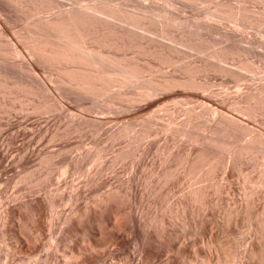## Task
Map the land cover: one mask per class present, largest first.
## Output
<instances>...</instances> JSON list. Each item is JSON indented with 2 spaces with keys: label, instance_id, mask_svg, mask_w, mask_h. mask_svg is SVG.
Masks as SVG:
<instances>
[{
  "label": "rangeland",
  "instance_id": "obj_1",
  "mask_svg": "<svg viewBox=\"0 0 264 264\" xmlns=\"http://www.w3.org/2000/svg\"><path fill=\"white\" fill-rule=\"evenodd\" d=\"M110 1L112 4L108 3V5L110 4V7L114 5V8L118 2L126 0ZM135 1H139L141 5L143 2L144 5L154 4L156 8L163 6L160 8L167 9L168 7L177 11L173 13H175L179 25L174 22L176 19L172 22L169 21L172 32L168 31V33H175V36L168 35V33L166 34L168 36L165 35V37L151 35L152 38L159 40L155 39L157 42L168 43L170 48L174 47L175 49H171L175 50L172 55L175 56L177 53L178 56H172L171 63L168 62L169 60L163 62L159 59V64V61L155 60L157 57L154 58L155 55L150 57V54H140L142 55L140 57L149 56L151 62L147 57L145 60L151 64L147 61V64L150 65L146 67L147 64L142 63L144 66L146 65L147 69L141 75L142 77L128 82L124 89L122 87L124 92L127 90L128 95L126 96L124 93L125 97L123 95L121 97L123 99L114 96L115 99L117 98L115 101L113 93V95L106 93L104 96L98 97L99 100L104 97L103 99L112 102L113 106L106 103L108 101L103 100L104 103H101L102 99L99 101L96 98L102 104V106L101 104L98 106L96 105L98 102L94 103L93 97L88 94L81 95L79 98L75 96L76 93L72 94L68 89H61L56 79L51 78V75L46 71L47 66L40 63V60L36 61L38 56L30 55L32 53L29 48L23 47L26 45L24 36L0 37V48H2L0 64L6 66L3 68L0 65L2 67L0 71L4 72L7 68L9 72L7 74L0 72V75H4H1L0 79L5 84H9L0 87V92L2 91V96L0 94V264H264V19L262 18L264 16V1L128 0L127 5L126 2H120V5L118 3L116 7L141 12L140 4L138 3V7ZM60 2L64 7L67 5L71 7V4L74 7L81 3L80 6L83 8V3L91 2V5L92 2L97 4L103 1L61 0ZM135 5L137 7L134 8ZM215 5L216 7H213ZM220 5H226L224 7L230 11L227 13L238 10V7L240 10L244 9L253 18L261 17L263 23H260V27L259 22L255 21L257 24L254 23V19L251 21L252 24L251 22L248 24V21L234 19L235 17H231V19L229 16L228 18L224 16L226 19L219 18L220 15L214 11ZM134 9L136 10L134 11ZM166 11L163 10V12ZM177 13L183 18L179 17ZM208 13L209 17H212L213 14L214 19L213 17L207 18ZM185 16L188 18L187 20H185ZM157 18L162 20L164 16ZM178 18L184 19L186 23L185 21L181 22L182 20L180 19V21ZM216 18L218 19L215 20ZM233 19L236 22L239 20L241 24L238 22L236 24ZM187 21H190L189 24ZM243 21L245 24L242 23ZM22 22L19 20L16 23L17 28L24 27V22ZM208 22H210L209 26ZM175 24L177 25L175 26ZM178 33L179 35H177ZM182 33H185V36H180ZM198 35H201L203 39ZM19 40L24 42L21 43ZM230 40L232 41L229 43ZM172 41L174 42L171 43ZM191 41L193 44L200 41L201 45L195 43L197 47H194L191 45ZM233 42H238L236 45H240V49ZM231 43L233 45L231 48L234 51L239 50V52H234L236 55H233V52V54L230 53L227 56L228 59L224 60L225 62L220 61L225 63L222 65L219 59L217 58V62L213 55L216 56L219 48L230 49L229 44ZM221 45L225 48L223 49ZM13 47L23 48L21 49L23 58L18 56L15 59L17 55L12 52ZM197 48H203L205 52L202 49L198 51ZM244 48L250 51L247 52L243 50ZM176 49L179 52H176ZM127 53L128 56L139 55L138 47L135 50L134 48L128 49ZM243 53L245 57L248 53L246 58ZM3 55L5 57H1ZM12 55L14 56L12 57ZM4 60L14 68H9L8 62H6L8 64H3ZM20 60L22 62L26 60L25 62L33 64V67L36 65L39 81L42 80L43 83L38 84L39 81L35 80V77L30 79L27 72L17 65ZM184 60L185 63H183ZM207 62L208 68L206 65L203 66ZM153 63L157 65L155 64V66ZM218 64L225 65L227 70L234 74L231 75L223 69L218 70L220 67H217ZM192 66L194 67L192 68ZM200 66L203 67V70L200 68L196 72L195 70ZM14 69H17V72ZM176 71L177 73H175ZM25 75L27 76L24 77ZM47 75L48 77H46ZM28 76L30 80L27 78ZM168 76L180 79L194 78L191 80L197 84L190 85V87L181 85L182 88L180 85H176L178 86H175L176 88L170 86L171 88L167 87V89L164 86L159 87L157 83L162 82V79L164 81ZM9 77H13L12 80ZM21 79L23 81L25 79V81L23 82ZM20 80L24 84L25 82L30 83L32 80L31 83L40 86H43L41 84L47 85L48 92H51L49 95L52 94L49 97H57L53 98L63 106L59 107L56 112L50 110L48 113L42 107L36 111V106L42 105L47 98L45 94L48 96V93L43 95V91L38 87L35 90L33 87L35 84H28L29 87L27 85L25 87L28 88L27 91L29 88L31 89V92L28 91L30 95L33 93L31 96L26 94L27 91L24 88H18L21 91L17 90L16 81ZM152 82L156 83L153 85ZM129 83L131 86H128ZM135 84L136 86H134ZM149 84L150 87L155 86L156 94L155 92L152 93L153 95L151 94L153 98L150 95L139 97L140 90ZM117 87L119 88L117 85L114 88L117 90ZM114 88L112 91H115ZM161 88H164V92ZM66 92H70L72 95ZM34 93L39 95L34 97L36 95ZM6 94L11 97L9 98ZM130 96L136 100L131 99ZM21 97L23 99L18 101V98ZM26 97L27 99H25ZM43 97L45 98L42 99ZM109 97L110 99L112 97L114 103L109 100ZM91 99L93 103H91ZM138 100H140L139 103H137ZM116 101L124 103L121 105ZM126 104L128 110L125 108ZM26 105H32V107L28 108ZM66 105L67 108H65ZM87 105L93 106L89 109ZM209 105L211 108L216 107L219 110H224L225 112L222 113H226L225 116L220 111L216 113L209 109ZM154 106L161 107L155 109ZM106 107L109 108L106 109ZM97 108L100 110H96ZM72 110L73 114H75L74 111L77 113V115H73L76 118H72V112H70ZM120 111L123 112L120 113ZM153 111L155 114L157 112L156 117L152 116L154 115ZM78 113H81L80 116ZM147 113H152V115L149 114V117ZM98 114H102V116ZM127 114L129 115L127 116ZM79 117L84 120H79ZM151 117H153L152 121H150ZM68 118L69 122L74 119L75 121L69 123ZM62 122L64 126L60 125ZM81 122L83 123L81 124ZM106 122L110 124L108 125ZM129 122L131 125L125 124ZM65 123H69V126L76 124L67 127ZM76 126H81L80 130H77ZM117 126H121V128L118 129ZM127 126L128 129L124 128ZM129 127H131L130 131ZM120 133L123 135H119ZM54 134L55 137L51 136ZM61 145L64 146L61 147ZM100 147L103 150L101 152L104 162L101 161V156L99 158L101 160L97 164L95 162L97 159L94 161L91 158L98 155L95 153H98ZM96 149L98 150L96 151ZM131 153L132 156L129 155ZM53 155L54 157H52ZM120 155L123 156L119 157L120 160L114 157ZM112 157L119 161L116 159L118 161L116 162ZM69 159H72L70 160L72 162L67 161ZM109 159L114 160L112 162Z\"/></svg>",
  "mask_w": 264,
  "mask_h": 264
},
{
  "label": "bare ground",
  "instance_id": "obj_2",
  "mask_svg": "<svg viewBox=\"0 0 264 264\" xmlns=\"http://www.w3.org/2000/svg\"><path fill=\"white\" fill-rule=\"evenodd\" d=\"M61 1V0H60ZM59 0H0V37L1 36H24V38H25V41H26V45H24L23 47H25L26 48V46H27V48H29V50H30V53H32V54H30V55H37L38 57H37V59H36V61L38 62L39 60V62L40 63H42V64H44V65H46L47 66V68H45L46 69V71H48V74H50L51 75V78H54V79H56V81H57V84L60 86V88L62 89V88H64V89H68V91H70L72 94L74 93H76V95L75 96H77V97H79L80 98V96L82 95V96H84V95H89V96H92L93 97V99H94V103H96V102H98V104L96 103V105H100L101 103H104V101H108V100H104L102 97H101V99H102V101L103 102H99V101H101V99L99 100L98 99V97L99 96H104V94H106V93H113L112 95H113V99H114V101L117 99H115L114 98V96L115 97H118V98H121L122 97V95L124 94V93H126V96L128 95L127 93V90H126V92H124V87H125V85H127V83L128 82H131L133 79L134 80H136V78H139V77H142L141 75H143V73H144V71H145V69H146V67H148V65H150L151 63V61H150V58H149V56H145V57H147V58H149L148 60L150 61H148L150 64H147V61L145 60V57H144V59H141V58H143V57H140V56H142V55H140V54H150V57L151 56H153V55H155V57L154 58H156L155 60H158L159 61V64H160V60H162L163 62H165V61H168V62H170V60H172L173 59V57L172 56H174V55H172V53H175L174 51H172L171 49H173V48H170V46H168V43L167 44H165V43H160V42H157L155 39H157V38H152V35L154 34V37H157L156 35H160L161 37L163 36V37H165V35L168 33V31L169 32H172V31H170L171 29H170V25H169V23H171L172 22V20L174 21L175 19H176V16H175V13L177 12V11H174V10H171V9H169L168 7H167V9H168V11H169V13H167L168 11H166L167 9H165V7H164V9H161L160 7H163V6H158L157 8L155 7V5L154 4H148V5H144L143 4V2H142V5H141V3H139V1L137 2V1H135V2H137V6L140 4V9L139 10H141V12H133V11H130L129 10V8H127L128 10H126V9H124L123 7H116L117 5H118V3H119V5H120V2H118L117 4H116V6L113 8V6L114 5H112V7H110L111 5L110 4H112V3H110L109 1L107 2L106 0V2L104 1V0H102L103 2H100V3H93L92 2V4L90 5V3L91 2H87V3H83V8L80 6V5H82L81 3H80V5L78 4V6L77 5H74V7L72 6V4H71V7L70 6H68L67 5V7H64L62 4H61V2H60ZM112 1H114V0H112ZM116 1V0H115ZM128 0H126V1H122L121 3H124V2H126V5H127V2ZM130 1V0H129ZM132 1V0H131ZM194 1V0H193ZM264 1V0H263ZM64 2V1H63ZM76 2H78V1H76ZM96 2H97V0H96ZM98 2H99V0H98ZM187 2H189V1H187ZM192 2V1H191ZM221 2V1H220ZM108 3H110L109 5H108ZM116 3V2H115ZM133 3V2H132ZM139 3V4H138ZM195 3V2H194ZM199 3V2H198ZM198 3H197V5H198ZM222 3H223V1H222ZM264 3V2H263ZM64 4V3H63ZM66 4V3H65ZM87 4V5H86ZM136 4V3H135ZM221 4V3H220ZM225 4V3H224ZM125 4H123V6H125V7H127ZM130 5H131V3H130ZM134 5V4H133ZM154 5V6H153ZM191 5V4H190ZM218 5V4H217ZM80 6V7H79ZM132 6V5H131ZM136 5L135 6H133L134 8L135 7H137ZM157 6V5H156ZM224 6H226V5H224ZM224 6H222V5H220L219 6V8L217 9H215V11H214V13H217V15H220L219 16V18H223V19H226L225 17L227 16V18H228V16H229V19H231V17H235L234 19H236V18H238L239 20L240 19H242V20H245L246 22L248 21V24H250V22L251 21H253V19H254V23L255 24H257L258 22H259V26H260V23L262 22V20L264 19V16L260 19V18H256V17H254L253 18V16H250V15H248L247 14V12H245V10L244 9H241L240 10V8L238 7V10H234L232 13H227V11H229V10H227V8H225ZM244 6V5H243ZM130 7V6H129ZM213 7H216V5L215 6H213ZM233 7V6H232ZM234 7H235V5H234ZM237 7V6H236ZM242 7V6H241ZM160 8V9H159ZM138 9V8H137ZM229 9V8H228ZM232 9V8H231ZM136 9H134V11H135ZM138 10V11H139ZM163 10H165L166 12H163ZM170 10H171V12H170ZM216 10H218V12H216ZM173 12H175V13H173ZM209 12V11H208ZM230 12V11H229ZM254 12V11H253ZM252 12V13H253ZM171 13V14H170ZM212 13V12H211ZM210 13V14H211ZM256 13V12H255ZM178 14V13H177ZM206 14V13H205ZM260 14V13H259ZM262 14V13H261ZM207 15V14H206ZM205 15V16H206ZM214 15H216V14H214ZM160 17V16H164V19H162V20H159V19H161V18H163V17H161V18H157V17ZM178 16L180 17L181 15H179L178 14ZM177 16V17H178ZM212 17H213V14L211 15ZM225 16V17H224ZM186 17V16H185ZM184 17V18H185ZM209 17V13H208V16H207V18ZM212 17H209V18H212ZM217 17V16H216ZM181 18H183L182 16H181ZM181 18H178V20H180ZM190 18V17H189ZM188 18L186 17L185 18V20H187ZM199 19V18H198ZM213 19H214V17H213ZM218 18H216L215 20H217ZM228 19V20H229ZM233 19V21H235V23L237 24V22L238 23H240L239 22V20H237V22H236V20H234ZM19 20H22L23 22H24V27L23 28H17V26H16V23L17 22H19ZM182 20V21H181ZM180 21L181 22H183V21H185L184 19H181ZM210 20V19H209ZM220 21H221V19H219ZM169 21H171V22H169ZM211 21V20H210ZM257 23H256V22ZM21 22V21H20ZM22 22V23H23ZM174 22H177L178 23V21H177V19H176V21H174ZM188 22V21H187ZM190 22V21H189ZM189 22H188V24H189ZM219 22V21H218ZM185 23H186V21H185ZM185 23H182V24H184L185 25ZM193 23V22H192ZM197 23V22H196ZM202 23V22H201ZM206 23H207V20H206ZM209 23L210 22H208V26H209ZM243 24H245L244 23V21L242 22ZM253 23V24H254ZM263 23V22H262ZM21 24V23H20ZM172 24H174V23H172ZM194 24H195V22H194ZM202 24H204V23H202ZM214 24V23H213ZM241 24V23H240ZM251 24H252V22H251ZM254 24V25H255ZM133 26V27H131V26ZM177 24H175V26H176ZM178 25H179V23H178ZM190 25H191V23H190ZM189 25V26H190ZM201 25V24H200ZM174 26V27H175ZM192 26V25H191ZM194 26V25H193ZM199 26V25H198ZM204 26H207V25H205L204 24ZM203 25H202V27H204ZM237 26V25H236ZM182 27V26H181ZM187 27V26H186ZM185 27V28H186ZM211 27V26H210ZM256 27V26H255ZM261 27V26H260ZM180 28V27H179ZM193 28H195V27H193ZM208 28V27H207ZM213 28V27H212ZM216 28V27H215ZM214 28V29H215ZM169 29V30H168ZM182 29V28H181ZM180 29V30H181ZM191 29V28H190ZM197 29V28H196ZM206 29V28H205ZM205 29H203L204 31H206ZM209 29V28H208ZM195 30V29H194ZM202 30V29H201ZM212 30V29H211ZM235 30V29H234ZM176 31V30H175ZM174 31V32H175ZM178 31H179V29H178ZM177 31V32H178ZM186 31H188V30H186ZM196 31V30H195ZM198 31V30H197ZM209 31V30H208ZM230 31V30H229ZM236 31V30H235ZM238 31V30H237ZM179 32H181V31H179ZM187 33V32H186ZM201 33H202V31H201ZM204 33V32H203ZM206 33H208V32H206ZM225 33V32H224ZM241 33V32H240ZM152 34V35H151ZM170 34H172V33H168V35H170ZM175 33H173L172 35H174ZM183 34V35H182ZM180 36H185L184 34L185 33H182ZM205 34V33H204ZM230 35H231V33H229ZM232 34H233V32H232ZM237 34V33H236ZM236 34H234V35H236ZM168 35H166V36H168ZM177 35H179V33L177 34ZM176 35V36H177ZM195 35V34H194ZM196 35H197V33H196ZM242 35V34H241ZM149 36V37H148ZM151 36V37H150ZM175 36V35H174ZM173 36V37H174ZM179 36V37H180ZM198 36H200L201 37V35H198ZM197 36V37H198ZM202 36H203V34H202ZM207 36V35H206ZM208 36H209V34H208ZM223 36H225V35H223ZM227 36H228V34H227ZM232 36V35H231ZM231 36H229V37H231ZM239 36V35H238ZM244 36V35H243ZM17 37V38H18ZM160 37V38H161ZM188 37H190V36H188ZM192 37V36H191ZM7 38V37H6ZM159 38V39H160ZM193 38V37H192ZM202 38V37H201ZM206 38V37H205ZM3 39V38H2ZM19 39V38H18ZM186 39H188V38H186ZM198 39V38H197ZM203 39V38H202ZM233 39V38H232ZM1 40V39H0ZM10 40V39H9ZM158 40V39H157ZM160 40H162V39H160ZM166 40V39H165ZM167 40H169V39H167ZM174 40V39H173ZM182 40H184V39H182ZM190 40V39H189ZM4 41V40H3ZM20 41V40H19ZM159 41V40H158ZM170 41V40H169ZM168 41V42H169ZM202 41V40H201ZM232 40H230L229 41V43L231 42ZM8 42H10V41H8ZM21 43H23L22 41H20ZM162 42V41H161ZM163 42H165L164 40H163ZM174 41H172L171 43H173ZM189 42V41H188ZM200 42V41H199ZM199 42H194V44L195 43H199ZM203 42V41H202ZM224 42V41H223ZM177 43V42H176ZM192 43V44H191ZM191 45L192 46H196L197 44H193V42L191 41ZM234 43V42H233ZM238 43V42H237ZM237 43H234L235 45L237 44ZM200 44V43H199ZM205 44V43H204ZM210 44V43H209ZM16 45V44H15ZM14 45V46H15ZM169 45H171V44H169ZM173 45V44H172ZM201 45V44H200ZM223 45V44H222ZM221 45V46H222ZM230 45V49H226L225 47H223V49L224 50H222V49H218L217 50V54H216V56H214L213 55V57H216V61L218 62V60H217V58L219 59V62L220 61H224L225 59H228L227 58V56L228 55H230V53H234V52H239V50L237 51H234L231 47L233 46L232 45V43L231 44H229ZM232 45V46H231ZM11 46V45H10ZM175 46V45H174ZM178 46H180V45H178ZM186 46V45H185ZM189 47H190V45H188ZM205 46V45H204ZM226 46V45H225ZM236 46H238L237 48L238 49H240L239 47H240V45H236ZM16 47V46H15ZM18 47V46H17ZM136 47H138V50H139V55H132V56H128V53L130 52H128L127 53V51H128V49H132V48H134V50L136 49ZM197 47V46H196ZM200 47H202V46H200ZM228 47V46H227ZM20 48V47H19ZM26 48V49H27ZM183 48V47H182ZM191 48V47H190ZM204 48V47H203ZM203 48H201L202 49V51H203ZM234 49H235V47H233ZM236 48V49H237ZM242 48V47H241ZM10 49V48H9ZM21 49H23V48H21ZM21 49H18V48H14L13 47V51L12 52H14V53H16L15 55H17L16 56V58L15 59H17V57L19 56V57H22L23 58V51L21 50ZM25 49V50H26ZM175 49V48H174ZM184 49V48H183ZM200 48H197V50L198 51H200L201 50ZM8 50V49H7ZM177 51L176 52H179L178 51V49H176ZM243 50H246L247 52H249L246 48H244ZM2 51V48H0V52ZM32 51V52H31ZM181 51V50H180ZM197 51V52H198ZM241 51V50H240ZM131 52H132V50H131ZM138 52V51H137ZM203 52H205V51H203ZM242 52V51H241ZM244 52V51H243ZM27 53H29V52H27ZM26 53V54H27ZM185 53V52H184ZM200 53H202V52H200ZM213 53V54H214ZM232 53V54H233ZM11 54V53H10ZM135 54H137L136 53V51H135ZM182 54V53H181ZM241 54V53H240ZM239 54V55H240ZM247 55H248V53H246ZM0 55H2V54H0ZM176 55L178 56V54L176 53ZM175 55V56H176ZM233 55H236L235 53L233 54ZM242 55V54H241ZM245 54L243 53V56H244ZM247 55H246V57H247ZM14 55H12V57H13ZM29 56V55H28ZM174 56V57H175ZM187 56V55H186ZM242 56V57H243ZM1 57H5L4 55L3 56H1ZM9 57V56H8ZM131 57V58H130ZM179 57H181L180 55H179ZM235 57H237V56H235ZM245 57V56H244ZM245 57V58H246ZM7 58V57H6ZM10 58V57H9ZM25 58V57H24ZM32 58V57H31ZM178 58V57H177ZM184 58V57H183ZM4 59V58H3ZM10 59H12V58H10ZM18 59H21V58H18ZM26 59V58H25ZM33 59H34V57H33ZM33 59H31V60H33ZM140 59L141 60H143V61H146V62H141L140 61ZM160 59V60H159ZM175 59V58H174ZM233 59V58H232ZM240 59V58H239ZM242 59H244V58H242ZM7 60V59H6ZM14 60V59H13ZM152 60V59H151ZM183 60V59H182ZM210 60V59H209ZM213 60H214V58H213ZM10 61V60H9ZM26 61V60H25ZM24 60H23V62H22V60H20V61H18L19 62V64H17L18 66L20 65L21 66V68H23L24 69V71H26L27 72V74L30 76V79H34L33 77H35V80H37L38 79V81H39V78H38V72L36 71V68H35V66L33 67L30 63L29 64H27L26 62H25ZM176 61H178L177 59H176ZM189 61H191V60H189ZM197 61V60H196ZM206 61V60H205ZM208 61V60H207ZM215 61V60H214ZM6 62H8V61H6ZM5 62V60H4V62L2 61V63L4 64V63H6ZM12 62V61H11ZM17 62V61H16ZM16 62H15V64H16ZM28 62H30V61H28ZM152 62H154V61H152ZM157 62V61H156ZM167 62V63H168ZM179 62V61H178ZM180 62H181V60H180ZM186 62H188V61H186ZM194 62V61H193ZM203 62V61H202ZM209 62V61H208ZM208 62H207V64H208ZM225 62V61H224ZM224 62H222V63H224ZM243 62V61H242ZM1 63V62H0ZM9 63V62H8ZM8 63H6V64H8ZM142 63H146L147 64V66L145 67L144 66V64H142ZM167 63H166V65H167ZM171 63V62H170ZM183 63H185V60H184V62ZM192 63V62H191ZM210 63V62H209ZM221 62H220V64H222ZM227 63V62H226ZM5 64V65H6ZM13 64V63H12ZM154 64V63H153ZM152 64V65H153ZM156 64V63H155ZM154 64V65H155ZM181 64V63H180ZM199 64V63H198ZM206 63L203 65V64H201V65H203V66H205L206 65V67L207 66H209V64L207 65ZM211 64V63H210ZM220 64H218L217 65V67L218 66H220V67H218V70H221V69H223V71H228L227 70V67L224 65V66H221ZM225 64V63H224ZM240 64V63H239ZM245 64V63H244ZM0 65H2V64H0ZM16 65V66H17ZM39 65V64H38ZM44 65H43V67H44ZM153 65V66H154ZM157 65V64H156ZM155 65V66H156ZM171 65V64H170ZM193 65V64H192ZM200 65V64H199ZM214 64H212V66H213ZM215 65H216V62H215ZM223 65V64H222ZM227 65V64H226ZM3 66V65H2ZM8 66V65H7ZM17 66V67H18ZM19 66V67H20ZM40 66V65H39ZM38 66V67H39ZM178 67H179V64L177 65ZM245 66V65H244ZM6 67V66H5ZM4 66H3V68H5ZM12 68L13 66H11L10 65V63H9V68ZM163 67V66H162ZM171 67V66H170ZM184 67H186V66H184ZM183 67V68H184ZM188 67V66H187ZM194 66H192V68H193ZM197 67V66H196ZM196 67H195V69H196ZM211 67V66H210ZM214 67V66H213ZM217 67H215V68H217ZM14 68V67H13ZM21 68H20V71L23 73V70H21ZM161 68V67H160ZM183 68H181V70H183ZM201 68V66L200 67H198L196 70L195 69H193V70H195L196 72H197V70H199ZM208 68V67H207ZM212 68V67H211ZM220 68V69H219ZM241 68H243V67H241ZM247 68V67H246ZM253 68V67H252ZM0 69L2 70V67H0ZM43 69V68H42ZM150 69V68H149ZM156 69V68H155ZM174 69H176L175 67H174ZM180 69V68H179ZM186 70H187V68H185ZM189 69V68H188ZM202 70H203V67L201 68ZM204 69H205V67H204ZM230 69V68H229ZM248 69V68H247ZM15 70V69H14ZM17 70V69H16ZM15 70V71H16ZM56 70V71H55ZM147 70V69H146ZM152 70V69H151ZM172 70V69H171ZM190 70H191V66H190ZM190 70H187V71H190ZM207 70V69H206ZM209 70V69H208ZM252 70V69H251ZM5 71H7V68L5 69ZM5 71L4 72H2V71H0V72H2V73H4V74H7V73H9L8 71L5 73ZM39 71V70H38ZM157 71V70H156ZM155 71V72H156ZM169 71V70H168ZM167 71V72H168ZM255 71V70H254ZM253 71V72H254ZM17 72V71H16ZM15 72V73H16ZM19 72V71H18ZM25 72V73H26ZM180 72V71H179ZM183 72H185V71H183ZM183 72H181V73H183ZM191 72H192V70H191ZM201 72V71H200ZM229 72V71H228ZM232 72V71H231ZM238 72V71H237ZM240 72H242V71H240ZM21 73V74H22ZM24 73V74H25ZM40 73V72H39ZM46 73V72H45ZM153 73H154V71H153ZM163 73H164V71H163ZM162 73V74H163ZM173 73V72H172ZM175 73H177V71L175 72ZM185 73H188V74H190L189 72H185ZM226 73V72H225ZM230 73V72H229ZM236 73V72H235ZM19 74V73H18ZM149 74H151V73H149ZM155 74V73H154ZM158 74V73H157ZM167 74V73H166ZM170 74V73H169ZM187 74V75H188ZM192 74H194V73H192ZM231 75L232 74H234V73H230ZM241 74V73H240ZM2 75V74H1ZM0 75V76H1ZM13 75H14V73H13ZM13 75H11V76H13ZM15 75H17V74H15ZM31 75H32V77H31ZM54 75V76H53ZM148 75V74H147ZM146 75V76H147ZM160 75V74H159ZM158 75V76H159ZM165 75V74H164ZM168 75V74H167ZM171 75V74H170ZM236 75V74H235ZM2 76H4V75H2ZM10 76V75H9ZM27 75H25L24 77H26ZM29 76L27 77L28 79H29ZM144 76H145V74H144ZM166 76V75H165ZM179 76H181V75H179ZM192 76V75H191ZM238 76V75H237ZM243 76V75H242ZM40 77V76H39ZM46 77H48V75L46 76ZM157 77V76H156ZM161 77H163L162 75H161ZM169 77V76H168ZM166 77V79H164V81H163V79H162V82H160V83H157L158 84V86L159 87H162V86H164L165 87V89H167V87H170V86H176V85H180V88H182L181 87V85H189V87H190V85H196L197 83L195 82V81H193L194 80V78H191V79H193V80H191V79H186L185 77V79H180L178 76V78H176V77ZM239 77V76H238ZM237 77V78H238ZM5 78H6V76H5ZM10 78V77H9ZM11 78H13V77H11ZM10 78V79H11ZM17 78H18V76H17ZM20 78V77H19ZM150 78V77H149ZM152 78H154V77H152ZM151 78V79H152ZM157 78H159V77H157ZM168 78V79H167ZM183 78V77H182ZM242 78V77H241ZM244 78V77H243ZM4 79V78H3ZM29 79V80H30ZM49 80H50V77L48 78ZM12 80V79H11ZM17 80V79H16ZM22 81H23V79H21ZM21 80L20 81H16V87H17V90H20V89H18V88H24V89H26V91H27V89L28 88H25L26 87V85L28 86V84H35V83H31L32 82V80H31V82L30 83H27V82H25V84L24 83H22L21 82ZM34 80V82H36ZM148 80V79H147ZM157 80V79H156ZM159 80V79H158ZM6 81V80H5ZM14 82H15V80H13ZM24 81H25V79H24ZM23 81V82H24ZM46 81V80H45ZM48 81V80H47ZM52 81V80H51ZM146 81V80H145ZM8 82H10V81H8ZM12 82V81H11ZM55 82V81H54ZM138 82V81H137ZM140 82V81H139ZM144 82V81H143ZM147 82V81H146ZM157 82V81H156ZM155 82V83H156ZM199 82V81H198ZM13 83V82H12ZM11 83V84H12ZM27 83V84H26ZM38 84H40V83H43L42 82V80H41V82L39 81V82H37ZM149 83H151V82H149ZM155 83H153L152 82V84L154 85ZM201 83V82H200ZM203 83V82H202ZM205 83V82H204ZM6 84H8V83H6ZM6 84L0 79V87L2 86H6ZM15 84V83H14ZM38 84H35V86H33L34 87V89L36 88V87H38V89H40V90H42L43 91V95L45 94V93H48V96H46V94H45V97H47V98H45V97H43L42 99H46V100H44L43 101V103L41 102V101H39V103L41 102L42 103V105H39V107L38 106H36V111L38 110V108H40V107H42V109L44 110H47L48 111V113H49V111L51 110H54L55 112L56 111H58L57 109L59 108V107H62L63 105H61V104H59V102H57L55 99L57 98H55L54 96V98L52 99L51 97H49L50 95H52V94H50L49 95V92H48V87H47V85H45L44 86V84H41V85H43V86H40V85H38ZM55 84H56V82H55ZM137 84V83H136ZM136 84L134 85V86H136ZM156 84V85H157ZM160 84V85H159ZM207 84V83H206ZM9 85V84H8ZM116 85L117 86H119V88L116 90L114 87H116ZM130 85V83L128 84V86ZM153 85L150 87V84L147 86V87H149V88H147L146 86V88H144V89H142V90H140V94H139V97H142V96H147V95H150L151 96V94L153 93V92H155V90H154V87H153ZM201 85V84H200ZM208 85H209V82H208ZM11 86V85H10ZM14 86V87H15ZM32 86V85H31ZM131 86V85H130ZM138 86H139V84H138ZM9 87V86H8ZM12 87V86H11ZM29 87V86H28ZM47 87V88H46ZM50 87V86H49ZM122 87H123V89H122ZM127 87V86H126ZM143 87V86H142ZM176 87H178V86H176ZM175 87V88H176ZM186 87V86H185ZM6 88V87H5ZM113 88L115 89V91H112L113 90ZM135 88V87H134ZM138 88V87H137ZM157 88V87H156ZM171 88V87H170ZM170 88H169V90H170ZM184 88V87H183ZM197 88V87H196ZM3 89V88H2ZM15 89V88H14ZM50 89V88H49ZM60 89V90H61ZM161 89H163V92H164V88H161ZM187 89V88H186ZM189 89V88H188ZM7 90V89H6ZM29 90H30V92H31V89L29 88ZM28 90V91H29ZM36 90V89H35ZM144 90V91H143ZM157 90V89H156ZM160 90V89H159ZM21 91V90H20ZM25 91V90H24ZM28 91H27V93L26 94H28ZM39 91V90H38ZM134 91V90H133ZM135 91H137V90H135ZM134 91V92H135ZM142 91V92H141ZM172 91V90H171ZM4 92V91H3ZM6 92V91H5ZM14 92V91H13ZM12 92V93H13ZM34 92V91H33ZM64 92V91H63ZM70 92H66V93H70ZM161 92V91H160ZM169 92V91H168ZM2 93V91L0 92V94ZM10 93H11V91H10ZM51 93V92H50ZM70 93V95H72ZM130 93V92H129ZM137 93V92H136ZM159 93V92H158ZM162 93V92H161ZM8 95H10L9 93H7ZM6 94V95H7ZM17 94H19L18 92H17ZM36 94V95H35ZM37 94L38 93H34V97H36L37 96ZM41 94V93H40ZM54 94H56V93H54ZM60 94V93H59ZM111 94H109V96L111 95ZM133 94V93H132ZM155 94H156V92H155ZM4 95H5V93H4ZM7 95V96H8ZM12 95V94H11ZM23 95V94H22ZM24 95H25V92H24ZM28 95H30V93L28 94ZM31 95H33V93L31 94ZM30 95V96H31ZM39 95V94H38ZM62 95V94H61ZM66 95V94H65ZM69 95V96H70ZM111 95V96H112ZM135 95V94H134ZM133 95V96H134ZM153 95V94H152ZM161 95H165V94H161ZM264 95V94H263ZM1 96H2V94H1ZM0 96V97H1ZM12 96H15V95H12ZM42 96V95H41ZM41 96H39V97H41ZM67 96V95H66ZM107 96V95H106ZM124 96V95H123ZM149 96V97H150ZM9 97V96H8ZM11 97V96H10ZM9 97V98H10ZM25 97V96H24ZM61 97V96H60ZM65 97V96H64ZM86 97V96H85ZM88 97V96H87ZM91 97V98H92ZM125 97V96H124ZM144 97V98H145ZM152 97V96H151ZM150 97V98H151ZM154 97H156V96H154ZM256 97H257V95H256ZM6 98V97H5ZM4 98V99H5ZM17 98V97H16ZM32 98V97H31ZM31 98H30V100H31ZM49 98V99H48ZM70 98V97H69ZM76 98V97H75ZM82 98V97H81ZM90 98V97H89ZM99 100H97V99ZM108 98V97H107ZM106 98V99H107ZM130 98H131V96H130ZM130 98H129V100H130ZM153 98V97H152ZM152 98H151V100H152ZM158 98V97H157ZM19 99V100H18ZM17 100L18 101H20L21 99H23L22 97L21 98H18ZM25 99H27V97L25 98ZM71 99V98H70ZM95 99H96V101H95ZM121 99H123V98H121ZM126 100H127V98H125ZM131 99H134V100H136V98H131ZM143 99V98H142ZM146 99V98H145ZM149 99V98H148ZM156 99V98H155ZM256 99V98H255ZM261 99V98H260ZM263 99H264V97H263ZM13 100V99H12ZM17 100H15V101H17ZM73 100V99H72ZM79 100V99H78ZM84 100V99H83ZM89 100V99H88ZM92 100V99H91ZM90 100V101H91ZM109 100H111V101H113L112 100V97H111V99H110V97H109ZM125 100V101H126ZM258 100V99H257ZM256 100V101H257ZM3 102H4V100H2ZM58 101H60V100H58ZM81 101V100H80ZM114 101H113V103H114ZM119 101H121V100H119ZM119 101H116L117 103L119 102ZM139 101L140 100H138L137 101V103H139ZM141 101H143V100H141ZM146 101H147V99H146ZM255 101V102H256ZM261 101V100H260ZM7 102V101H6ZM28 102H29V100H28ZM76 102V101H75ZM82 102V101H81ZM127 102V101H126ZM125 102V103H126ZM134 102V101H133ZM164 102V101H163ZM168 102V101H167ZM166 102V103H167ZM236 102H238V101H236ZM258 102V101H257ZM262 102V101H261ZM264 102V101H263ZM1 103V102H0ZM69 103H70V101H69ZM86 103V102H85ZM91 103H93V100H92V102ZM106 103H110V105H114V104H111L112 102H110V101H108V102H106ZM119 103H121V102H119ZM124 103V102H123ZM123 103H121V105L123 104ZM129 103V102H128ZM127 103V104H128ZM141 103V102H140ZM149 103V102H148ZM156 103V102H155ZM7 104V103H6ZM29 104V103H28ZM30 104H31V102H30ZM33 104V103H32ZM36 105H37V102L35 103ZM71 104H72V102H71ZM77 104V103H76ZM80 104V103H79ZM126 104V106L127 107H125V108H127V110L129 109L128 108V105ZM131 104V103H130ZM129 104V105H130ZM134 104V103H133ZM20 105H22V103H20ZM34 105V104H33ZM59 105H61V106H59ZM75 105V104H74ZM82 105V104H81ZM90 105V104H89ZM93 105H95V104H93ZM92 105V106H93ZM95 105V106H96ZM107 105V104H106ZM109 105V106H110ZM120 105V104H119ZM150 105V104H149ZM160 105V104H159ZM164 105V104H163ZM257 105V104H256ZM255 105V106H256ZM259 105V104H258ZM7 107H8V105H6ZM27 106V105H26ZM31 107H32V105H30ZM30 106H27L28 108L30 107ZM69 106V105H68ZM88 106V105H87ZM91 106V107H92ZM101 106H102V104H101ZM105 106V105H104ZM103 106V107H104ZM111 106V107H112ZM116 106V105H115ZM114 106V107H115ZM124 106V105H123ZM122 106V107H123ZM132 106V105H131ZM210 106V105H209ZM262 106V105H261ZM1 107H2V105H1ZM3 107H5V106H3ZM2 107V108H3ZM20 107V106H19ZM24 107H25V104H24ZM35 107V106H34ZM78 107V106H77ZM81 107V106H80ZM84 107V106H83ZM89 107V106H88ZM87 107V108H88ZM91 107H89V109L91 108ZM118 107V106H117ZM121 107V106H120ZM121 107V108H122ZM155 107V106H154ZM159 107H161V106H159ZM159 107H155V109H157V108H159ZM163 107V106H162ZM251 107H253V106H251ZM264 107V106H263ZM11 108V107H10ZM9 108V110H11ZM22 108H23V105H22ZM27 108V109H28ZM65 108H67V105H66V107ZM85 108V107H84ZM83 108V109H84ZM99 108V107H98ZM98 108L96 109V110H98ZM109 108V107H108ZM107 107H106V109H108ZM143 108H145V107H143ZM261 108V107H260ZM5 109H6V107H5ZM41 109V108H40ZM64 109V108H63ZM79 109V108H78ZM93 109H94V107H93ZM114 109V108H113ZM155 109H152V110H155ZM160 109V108H159ZM209 109H211L212 111H214V112H225L224 110L222 111V110H219L218 108H211V106L209 107ZM255 109V108H254ZM258 109H259V107H258ZM19 110H22V109H19ZM26 110V109H25ZM31 110V109H30ZM60 110V109H59ZM62 110V109H61ZM60 110V111H61ZM69 110H71V109H69ZM73 110H75L74 108H73ZM73 110L72 111H70V112H72V118L74 117L73 115H77V113L74 111V113L75 114H73ZM77 110V109H76ZM85 110V109H84ZM100 110V109H99ZM98 110V111H99ZM105 110V109H104ZM103 110V111H104ZM116 110V109H115ZM123 110V109H122ZM125 110V109H124ZM8 111V110H7ZM27 111H29V110H27ZM34 111V110H33ZM35 111V113H37ZM42 111V110H41ZM79 111H81L80 109H79ZM87 111H88V109H87ZM107 111V110H106ZM44 112V111H43ZM63 112V111H62ZM69 112V111H68ZM68 112H67V114H68ZM96 112V111H95ZM112 112V111H111ZM123 112V111H122ZM121 111H120V113H122ZM127 112V111H126ZM151 112V111H150ZM154 112V111H153ZM159 112V111H158ZM47 113V112H46ZM64 113V112H63ZM66 113V112H65ZM107 113V112H106ZM106 113H104V114H106ZM109 113V112H108ZM113 113V112H112ZM115 113V112H114ZM125 113V112H124ZM129 113V112H128ZM220 113V114H221ZM222 113V114H223ZM81 114V113H80ZM80 114L78 113V115L80 116ZM93 114V113H92ZM119 114V113H118ZM130 114H131V112H130ZM148 114V113H147ZM146 114V115H147ZM150 114V113H149ZM149 114L147 115V116H149ZM156 114H157V112H156ZM155 114V112H154V115H152V113L150 114V115H152L153 117L156 115ZM226 114V113H225ZM225 114H223L224 116H225ZM59 115H61L62 116V114H59ZM58 115V116H59ZM65 115V114H64ZM63 115V116H64ZM69 115V114H68ZM95 115V114H94ZM98 115H100V114H98ZM97 115V116H98ZM107 115V114H106ZM120 115V114H119ZM126 115V114H125ZM129 114H127V116H128ZM146 115H144V116H146ZM83 116H85V115H83ZM96 116V115H95ZM100 116H102V114L100 115ZM108 116V115H107ZM112 116V115H111ZM110 116V117H111ZM116 116H117V113H116ZM122 116V115H121ZM146 116V117H147ZM227 116V115H226ZM66 117V116H65ZM88 117V116H87ZM103 117H104V115H103ZM109 117V116H108ZM134 117V116H133ZM143 117V116H142ZM146 117H144V118H146ZM150 117V116H149ZM153 117H151V120L150 121H152V118ZM156 117V116H155ZM67 118V117H66ZM71 118V119H72ZM74 118H76V116L74 117ZM80 118V117H79ZM78 118V119H79ZM83 118V117H82ZM116 118V117H115ZM114 118V119H115ZM124 118V117H123ZM130 118H132V117H130ZM158 118V117H157ZM87 119V118H86ZM98 119V118H97ZM97 119H95V120H97ZM118 119V118H117ZM148 119V118H147ZM56 120H58V119H56ZM59 120H60V118H59ZM62 120V119H61ZM79 120H82L81 118L79 119ZM84 120V119H83ZM82 120V121H83ZM100 120V119H99ZM116 120V119H115ZM114 120V121H115ZM123 120V119H122ZM65 121V120H64ZM68 122H69V118H68V120H67ZM73 121H75V119L74 120H70V122L69 123H71V122H73ZM98 121V120H97ZM96 121V122H97ZM103 121H105V120H103ZM107 121V120H106ZM111 121H113V120H111ZM116 121H118V120H116ZM146 121V120H145ZM148 121H149V119H148ZM149 121V122H150ZM101 122H102V118H101ZM69 123L67 124V123H65V124H67V127H70L71 125H73V124H71L70 126H69ZM83 122H81V124H82ZM115 123V122H114ZM121 123V122H120ZM76 124V123H75ZM75 124L73 125V126H75ZM103 124H104V122H103ZM106 124H110V123H107L106 122ZM112 124V123H111ZM119 124V123H118ZM126 125H128V124H130L131 125V123L129 122V123H125ZM60 125H62V126H64L63 125V122H62V124L60 123ZM100 126H102L101 124H99ZM121 125H123V124H121ZM56 126V125H55ZM97 127H98V125H96ZM125 126V125H124ZM58 127V126H57ZM66 127V126H65ZM77 127V126H76ZM81 127V126H80ZM80 127H77L78 129L77 130H80L79 128ZM117 127H119V126H117ZM60 128V127H59ZM73 128V127H72ZM71 128V129H72ZM100 128V127H99ZM121 128V126L118 128V129H120ZM124 128H127L128 129V126L127 127H124ZM130 128L131 127H129V131H130ZM62 129V128H61ZM74 129H76V128H74ZM101 129V128H100ZM126 129V130H127ZM58 130V129H57ZM62 130H67V129H62ZM95 130V129H94ZM94 130H91L92 132L94 131ZM99 130V129H98ZM97 130V131H98ZM96 131V130H95ZM94 131V132H95ZM128 131V130H127ZM126 131V132H127ZM128 131V132H129ZM47 132V131H46ZM56 132V131H55ZM58 132V131H57ZM60 132V131H59ZM71 132V131H70ZM72 132H74V130L72 129ZM77 132V131H76ZM117 132V131H116ZM121 132H122V129H121ZM124 132V131H123ZM61 134L63 133L62 131L60 132ZM75 133V132H74ZM77 133H79V132H77ZM82 133V132H81ZM113 133V132H112ZM44 134H46V133H44ZM43 134V136H46V135H44ZM49 134V133H48ZM64 134V133H63ZM68 134H69V132H68ZM128 134V133H127ZM126 134V135H127ZM130 134V133H129ZM58 135H59V133H58ZM71 135V134H70ZM74 135V134H73ZM113 135V134H112ZM115 135V134H114ZM119 135H123V134H119ZM124 135H125V133H124ZM42 136V137H43ZM51 136H54L55 137V134L54 135H51ZM60 136V135H59ZM69 136V135H68ZM68 136H66V137H68ZM51 138H53V137H51ZM58 138H60V137H58ZM64 138V137H63ZM71 138V137H70ZM112 138V137H111ZM115 138V137H114ZM118 138V137H117ZM50 139V138H49ZM65 139V138H64ZM63 139V140H64ZM120 139V138H119ZM48 140V139H47ZM112 140V139H111ZM53 141V140H52ZM51 141V142H52ZM61 141H62V139H61ZM63 142V141H62ZM62 144V143H61ZM53 145V144H52ZM55 145V144H54ZM57 145V144H56ZM64 146V145H63ZM62 145H61V147H63ZM68 146V145H67ZM71 146V145H70ZM61 147H59V148H61ZM79 147V146H78ZM74 148V147H73ZM90 148H92V147H90ZM99 148V147H98ZM108 148V147H107ZM65 149V148H64ZM63 149V150H64ZM70 149H72L71 147H70ZM70 149H68V150H70ZM80 149H81V146H80ZM87 149V148H86ZM102 149H104V148H102ZM106 149V148H105ZM56 150H58V149H56ZM62 150V149H61ZM67 150V151H68ZM91 151H92V149H90ZM98 149H96V151H97ZM67 151H66V153H67ZM95 151V150H94ZM94 151H93V153H94ZM100 151V152H99ZM101 151H103V150H101V147H100V150H98L97 152L98 153H95V154H98V155H96V157L95 158H91L92 160H94L95 161V159H97V161H95L97 164H99L98 163V161L99 160H101V159H99L101 156V158H102V160L101 161H103V153L101 152ZM107 151V150H106ZM121 151V150H120ZM119 151V152H120ZM125 151H126V149H125ZM130 151V150H129ZM60 152V151H59ZM70 152H71V150H70ZM88 152V151H87ZM87 152H85V154L87 153ZM90 152V151H89ZM128 152V151H127ZM126 152V153H127ZM132 152V151H131ZM66 153H64V154H66ZM82 153V152H81ZM91 153V152H90ZM99 153H102V154H99ZM106 153V152H105ZM123 153V152H122ZM126 153H125V155H126ZM129 153V152H128ZM133 153V152H132ZM132 153L131 154H129L130 156H132ZM94 154V155H95ZM124 154V153H123ZM58 155V154H57ZM60 155V154H59ZM62 155V154H61ZM83 155H84V153H83ZM87 155H88V153H87ZM86 155V156H87ZM91 155V154H90ZM116 155V154H115ZM117 155H118V153H117ZM128 155V156H129ZM70 156V155H69ZM52 157H54V155L52 156ZM71 157V156H70ZM88 157V156H87ZM91 157H93V156H91ZM114 157H117L118 159H119V157H123V156H114ZM114 157H112V158H114ZM116 158V159H117ZM126 158V156L124 157V159ZM129 158V157H128ZM133 158V157H132ZM132 158H131V160H132ZM135 158V157H134ZM48 159H49V157H48ZM53 159V158H52ZM51 159V160H52ZM74 159V158H73ZM77 159V158H76ZM115 159V158H114ZM113 159V160H114ZM116 159H115V161H116ZM117 159V160H118ZM122 160H123V158H121ZM66 160V159H65ZM70 160H72V159H69V160H67V161H70ZM78 160V159H77ZM92 160H90V161H92ZM109 160H112V159H109ZM113 160H112V162H113ZM120 160V159H119ZM118 160V161H119ZM128 161H129V159H127ZM135 160V159H134ZM46 161V160H45ZM49 161V160H48ZM94 161H93V163H94ZM106 161V160H105ZM118 161H116V162H118ZM125 162H126V160H124ZM41 162V161H40ZM70 162H72V161H70ZM104 162V161H103ZM108 162V161H107ZM115 162V163H116ZM130 163V162H129ZM103 164V163H102ZM132 164H133V160H132ZM208 164H210V163H208ZM211 165V164H210ZM103 231V230H102ZM104 233V232H103ZM106 233V232H105ZM105 236V235H104ZM208 252H209V250H208ZM220 255V254H219ZM232 255H234V254H232ZM236 255V254H235ZM240 255V254H239ZM211 256V255H210ZM207 257V256H206ZM222 257V256H221ZM221 257H220V259H221ZM228 257V256H227ZM219 258V257H218ZM225 258H226V256H225ZM231 258V257H230ZM236 259V258H235ZM226 260H227V258H226ZM237 260V259H236ZM218 261H219V259H218ZM231 261H233V260H231ZM235 261V260H234ZM209 263H210V261H208Z\"/></svg>",
  "mask_w": 264,
  "mask_h": 264
}]
</instances>
